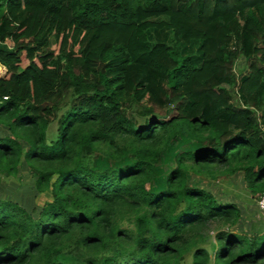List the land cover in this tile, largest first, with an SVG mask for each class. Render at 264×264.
Instances as JSON below:
<instances>
[{
    "label": "trees",
    "instance_id": "obj_1",
    "mask_svg": "<svg viewBox=\"0 0 264 264\" xmlns=\"http://www.w3.org/2000/svg\"><path fill=\"white\" fill-rule=\"evenodd\" d=\"M0 42V185L44 199H0V264H264L193 181L264 196V0H0Z\"/></svg>",
    "mask_w": 264,
    "mask_h": 264
},
{
    "label": "crops",
    "instance_id": "obj_2",
    "mask_svg": "<svg viewBox=\"0 0 264 264\" xmlns=\"http://www.w3.org/2000/svg\"><path fill=\"white\" fill-rule=\"evenodd\" d=\"M5 48H10V47L7 44H3L0 42V50L5 49ZM0 68H2V70H3L2 73L0 74V80H1V79L5 78V76L7 74V69L1 63H0ZM10 135H11V133H10L9 129L3 125H0V138H7ZM22 173H24V174H22ZM20 175L22 176L23 180H27L24 177V175H26L28 177V179L34 180V183H35L36 178L34 177L30 168L28 167V165L26 163H24L23 167L20 169ZM238 175L240 176V179L244 180V182H245L243 173H238V174L230 177L229 179L228 178L223 179V180H221V182H222L221 184L219 183L220 181L215 182V183L220 185L219 190H221L223 192V195L226 198L225 201L218 199L222 196L221 194L217 193L216 191H214V194L217 197V199L223 203H234V204H236L240 208L241 213L243 212L242 210H244L246 208L245 212L247 213L246 214L247 217L245 216L246 217L245 220H247L250 223V228H245L244 223H240V221H239L240 224L238 223L236 225V229H235L238 233L248 234V235H255L258 233H264V212H262L259 209L262 217L258 213H255V211L251 212L252 210H250V208H251V206H255V204L253 203V200H252L253 197H252L250 191L247 189V186H246V190L245 189L243 190L242 188L237 187L235 182L230 181V180L235 181V180L239 179V177L234 178ZM231 178H233V179H231ZM198 180H205V179L198 177ZM227 180H229V181H227ZM14 189H16V190H14ZM21 189L23 190V188H21ZM23 196L24 195L19 191V185L15 184L14 182L3 181L1 183V185H0V199L7 200V201H9V200L14 201V202L20 203L21 205H23L24 207H26L28 209H32L35 206V204L34 205H31V204L27 205V203H25L23 201V199H20ZM36 196H37V191L35 190V197ZM235 200H237V201H235ZM239 202L245 203L246 204L245 208L240 207ZM240 220L242 222V219H240Z\"/></svg>",
    "mask_w": 264,
    "mask_h": 264
},
{
    "label": "rangeland",
    "instance_id": "obj_3",
    "mask_svg": "<svg viewBox=\"0 0 264 264\" xmlns=\"http://www.w3.org/2000/svg\"><path fill=\"white\" fill-rule=\"evenodd\" d=\"M244 64H245V61L244 60H242L239 63V65L241 67ZM165 169L166 170H169V167H166ZM22 174H24V173H22ZM19 176H21V175H19ZM24 177L27 180H23L22 179V176H21V183L14 182L15 184L19 185V191L24 195L20 199H23V201L25 203H27V205H29V204H31V205H34V204L37 205L36 202L42 203L41 200H44V199L41 198V200H39V199H36V197H35V190L36 189H35L34 180L28 179V177L26 175H24ZM237 177H239V179H237L235 181L234 180H230V181L235 182V184L237 185V187L242 188L243 190L244 189L246 190V183L244 182V180H241L239 175L236 176V177H234V178H237ZM231 179H233V178H231ZM193 181L195 182V184L201 185L202 187H204L207 190L211 191L213 194H214V191H216L217 193L221 194L222 196L220 198H218V199H221L222 201H225L226 198L223 195V192L221 190H219L220 189V185L219 184H217V183H215L213 181H209V180H198L197 177L194 178ZM227 181H229V180H227ZM11 182H13V181H11ZM219 183L221 184L222 182L220 181ZM21 188H23V190ZM14 190H16V189H14ZM37 195H38V193H37ZM252 200H253V203L255 204V206H251V208H250V210H252L251 212L255 211V213H258L261 216V212L259 210L258 203H257L258 201L257 200L255 201L254 199H252ZM235 201H237V200H235ZM239 205H240V207L245 208V205L246 204L245 203H242V202H239ZM242 211H243L242 212V217H241L242 222L240 220V223H244L245 228H250V223L247 220H245L246 217H247L246 216L247 213L245 212L246 211V208L244 210H242ZM235 229H236V227H234V231H235ZM213 258H214V255H213Z\"/></svg>",
    "mask_w": 264,
    "mask_h": 264
},
{
    "label": "built area",
    "instance_id": "obj_4",
    "mask_svg": "<svg viewBox=\"0 0 264 264\" xmlns=\"http://www.w3.org/2000/svg\"><path fill=\"white\" fill-rule=\"evenodd\" d=\"M258 207L259 209L264 212V196H262L259 200H258Z\"/></svg>",
    "mask_w": 264,
    "mask_h": 264
},
{
    "label": "bare ground",
    "instance_id": "obj_5",
    "mask_svg": "<svg viewBox=\"0 0 264 264\" xmlns=\"http://www.w3.org/2000/svg\"><path fill=\"white\" fill-rule=\"evenodd\" d=\"M2 71H3L2 68H0V74L2 73Z\"/></svg>",
    "mask_w": 264,
    "mask_h": 264
}]
</instances>
